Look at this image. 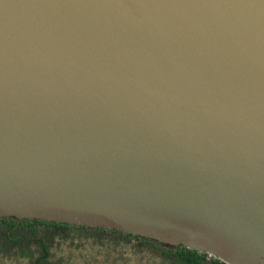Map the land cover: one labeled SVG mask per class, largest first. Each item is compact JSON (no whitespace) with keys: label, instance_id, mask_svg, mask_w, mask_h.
Instances as JSON below:
<instances>
[{"label":"water","instance_id":"1","mask_svg":"<svg viewBox=\"0 0 264 264\" xmlns=\"http://www.w3.org/2000/svg\"><path fill=\"white\" fill-rule=\"evenodd\" d=\"M0 217L264 264V0H0Z\"/></svg>","mask_w":264,"mask_h":264},{"label":"trees","instance_id":"2","mask_svg":"<svg viewBox=\"0 0 264 264\" xmlns=\"http://www.w3.org/2000/svg\"><path fill=\"white\" fill-rule=\"evenodd\" d=\"M0 264H227L183 245L102 227L0 217Z\"/></svg>","mask_w":264,"mask_h":264},{"label":"built area","instance_id":"3","mask_svg":"<svg viewBox=\"0 0 264 264\" xmlns=\"http://www.w3.org/2000/svg\"><path fill=\"white\" fill-rule=\"evenodd\" d=\"M200 251H201V250H200ZM202 252H204V251H202ZM204 253H206L208 259L217 258V257H216L215 255H213L212 253H209V252H204Z\"/></svg>","mask_w":264,"mask_h":264}]
</instances>
